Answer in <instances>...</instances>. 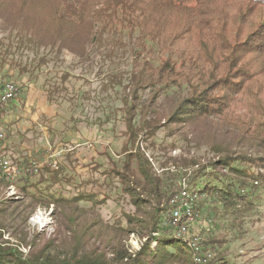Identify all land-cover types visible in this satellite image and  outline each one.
Here are the masks:
<instances>
[{"label": "trees", "instance_id": "obj_1", "mask_svg": "<svg viewBox=\"0 0 264 264\" xmlns=\"http://www.w3.org/2000/svg\"><path fill=\"white\" fill-rule=\"evenodd\" d=\"M0 28L14 42L7 51L1 46V63L15 52L12 49L37 53L44 49L55 55L68 51L81 59L92 49L111 60L133 57L129 77L133 89L122 99L123 159L120 165L110 157L111 165L97 163L96 171L106 183L116 174L138 214L147 216L130 215L125 226L97 220L96 206L108 197L91 190L57 189L68 182L67 176L46 165L42 172L21 176L17 189L32 204L92 215L93 220L83 224L73 214L77 221H72L76 226L69 239L74 240L78 228L83 236L113 231L109 251L78 245L65 251L50 242L27 253L22 246L36 243L25 237L18 243L4 239L7 226L0 225V264H197L189 239L179 237L162 218L177 192L174 180L180 166L191 170L189 184L200 182L198 196L208 195L209 212L219 224L241 229L244 215L257 206L259 188L264 189V154L244 152L253 142L257 150L264 146V0H0ZM20 69L30 70L28 64ZM108 83L123 85L118 74H110ZM214 125L221 126L210 143L214 156L184 159L182 165L174 164L176 175L165 167L158 172L143 147L147 142L157 144L160 135ZM224 127L238 134V145L225 140L218 145L220 136H228ZM0 183L11 184L1 176ZM132 232L146 238L133 254L123 244V236ZM220 241L210 235L205 239L217 252L212 258L204 254L205 264H229V247Z\"/></svg>", "mask_w": 264, "mask_h": 264}, {"label": "rangeland", "instance_id": "obj_2", "mask_svg": "<svg viewBox=\"0 0 264 264\" xmlns=\"http://www.w3.org/2000/svg\"><path fill=\"white\" fill-rule=\"evenodd\" d=\"M13 43L9 33L0 28V48L4 46L2 50L7 51L5 48L14 45ZM13 51V54L6 55L7 60L0 62V78L18 83L21 90L12 103L5 108L0 107V129L7 135L5 152L20 169L21 175L8 179L0 173L1 177L11 182L0 183V208H4V212L0 213V225L7 226L3 238L18 243L25 237L27 242H35L36 246L26 243L22 246V250L27 253L33 249H41L50 242L65 251L72 250L76 245L87 250L109 251L107 246L114 235L113 231H105V235L83 236V231L78 228L75 234L77 239L75 236L74 240L69 239L71 229L76 226L72 222L73 219L77 221L74 215H78V222L83 224L93 220L92 215H84L73 208L69 210L53 204L49 207L32 204L17 189L16 184L21 176L42 172L44 166L51 165L60 176L66 175L68 179L62 186H56L57 189L71 192L91 190L108 197L101 198V202L96 204L99 213L97 220L102 219L103 223L110 225L121 223L125 226L130 215L147 217L143 213L138 214L116 174L106 183L103 182L100 172L96 171L97 163L110 166V157L116 162L123 159L119 155L126 141V126L121 120L125 110L122 99L125 93H131L133 89V85L129 84V77L134 71L133 57L119 56L111 60L93 49L91 55L85 59L68 51L58 55L44 49L38 53L30 50L12 49ZM42 57L45 63H42ZM12 61L17 66L10 65ZM21 64H28L30 70L23 73ZM110 74H118L123 85L108 83ZM126 86L129 87L126 89ZM217 126L209 129L206 126L201 127L202 131L186 128L171 137L160 135L157 144L147 142L143 147L158 172H162V167H165L172 169L175 174L177 170L174 164L182 165L184 159L198 157L204 161L214 156L210 143H214L212 136L221 127ZM224 130L228 136L225 134L218 138L220 147L225 143L224 140L232 145L240 143L238 134L227 128ZM164 139L166 142L160 147L159 142ZM255 145V142L249 144L244 152L256 156L264 154V146L259 151L254 148ZM178 171L180 175L174 180L176 191L183 183L189 188H200L199 181L189 184V168L180 166ZM196 189L192 191L198 194L199 190ZM258 192L260 195L255 200L257 206L244 215L245 220L240 230L229 229L228 222L219 224L212 211L209 212L208 195L196 198L195 209L199 218L191 224V232L201 236L198 243L201 255L211 254L212 258L217 254L205 242L210 235L224 241L225 246L229 247L226 255L229 264H264V189L259 188ZM85 203L90 204L81 202V205H86ZM166 216L165 211L162 215L164 224L171 227L166 223ZM96 229L100 233L104 232L99 227ZM145 242L146 238H142L137 232L123 236V244L131 254L136 253ZM187 243L189 244L188 241ZM219 245L218 243L216 246Z\"/></svg>", "mask_w": 264, "mask_h": 264}, {"label": "built area", "instance_id": "obj_3", "mask_svg": "<svg viewBox=\"0 0 264 264\" xmlns=\"http://www.w3.org/2000/svg\"><path fill=\"white\" fill-rule=\"evenodd\" d=\"M20 85L10 80L0 81V107H7L14 101L20 94ZM7 141L6 133L0 129V148L2 142ZM0 173H5L8 177H17L20 174V169L14 165L12 160L7 155H0ZM21 175V174H20ZM190 190H186V183L181 185V188L174 193L173 200L167 204V221L168 224L174 229L176 234H182L187 239L193 241V247L197 250V260L201 264H205L206 258L201 255V248L199 241L201 236L192 234L191 224L198 221L199 213L193 209V204L187 202V195ZM180 212H188L189 222L180 221ZM208 258L211 254H206ZM201 256V258L199 257Z\"/></svg>", "mask_w": 264, "mask_h": 264}, {"label": "bare ground", "instance_id": "obj_4", "mask_svg": "<svg viewBox=\"0 0 264 264\" xmlns=\"http://www.w3.org/2000/svg\"><path fill=\"white\" fill-rule=\"evenodd\" d=\"M6 142H2L1 144V148H0V155H7L6 152H5V146ZM3 175H5V173H3ZM5 177H8V175H5ZM11 178V177H8V179ZM7 179V180H8ZM10 181V180H9ZM186 190H190V193H188L187 195V202H190L193 204V209L196 211L195 207V201H196V198L198 197V194L195 193L194 191H192L189 187L186 186ZM173 197H174V194L171 196V198L169 199L168 201V204L171 200H173ZM180 221L182 222H189V215H188V212H180ZM179 237H184L186 238L185 236H183L182 234H178ZM190 244L193 246V241H190ZM196 251L195 252V257L197 259V250H194ZM198 261V260H197Z\"/></svg>", "mask_w": 264, "mask_h": 264}, {"label": "crops", "instance_id": "obj_5", "mask_svg": "<svg viewBox=\"0 0 264 264\" xmlns=\"http://www.w3.org/2000/svg\"><path fill=\"white\" fill-rule=\"evenodd\" d=\"M1 115V114H0ZM9 144V143H8Z\"/></svg>", "mask_w": 264, "mask_h": 264}]
</instances>
